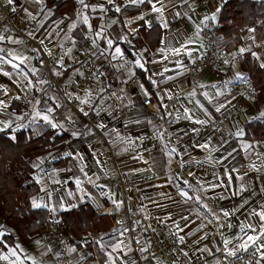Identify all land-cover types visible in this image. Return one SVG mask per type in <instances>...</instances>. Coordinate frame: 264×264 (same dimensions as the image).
<instances>
[{
  "label": "crops",
  "instance_id": "crops-1",
  "mask_svg": "<svg viewBox=\"0 0 264 264\" xmlns=\"http://www.w3.org/2000/svg\"><path fill=\"white\" fill-rule=\"evenodd\" d=\"M66 1L67 6L56 9L48 6L47 0H14L15 14L29 23L26 31L38 42L43 40L39 42L42 53L27 50L18 34L6 36L0 31L4 37L0 49L8 50L7 57L0 54V101L7 104L0 105V132L13 136L23 130L28 140L51 135L47 152L34 159L25 156L34 169L36 184L31 203L35 200L41 205L33 208L45 209L47 220L63 222V214L73 211L74 227L64 222L70 234L100 236L99 246L90 241L74 244L70 249L72 264H141L125 228L116 227L125 220L122 198L110 182L116 166L133 177L159 176L141 187L143 210L148 218L166 222L179 234L191 257L202 256L204 264H230L247 249L256 248L258 255L251 264H264V248L260 247L264 245V221L257 215L264 212V98L244 97L237 87L217 97L191 88L194 80L201 85L228 80L235 85L253 86L244 56L250 54L264 64V30L260 23L243 29L235 46L229 44L236 35L222 36L220 44L226 50L227 61L222 73L201 72L192 79L191 57L205 52V20L200 12L204 10L207 16L219 20L228 0H214L206 8L199 0H62ZM153 4L162 6V12L153 11ZM108 40L113 41L111 47ZM117 47L120 55L115 52ZM241 48L245 49L242 54ZM87 51L93 53L106 73L111 72L106 75L108 87L118 84L131 95L134 107L127 116L121 117L110 108L99 76L85 79L80 73L76 63L88 60ZM41 56L60 71L59 89L49 86L33 116L24 120L21 100L28 96L33 78L50 80ZM125 57L131 58L132 70L125 69ZM137 61L144 67H139ZM237 73L245 79L238 80ZM148 96L165 115H169L168 104L174 99L190 117L181 118L177 113L168 135L144 110L142 102ZM237 102L241 104L239 113L231 116L227 125L233 136L205 128ZM46 108L53 111L46 112ZM38 110L40 116H36ZM91 113L96 115L98 130L86 124L84 116ZM43 115L58 127L52 128L41 119ZM146 136L150 137L142 141ZM60 137L61 142H54ZM246 161L258 171L241 173ZM183 164L189 166L179 169V180L165 177ZM210 197L221 201V211L229 213L226 217L233 221V227L222 226L217 237L204 227L194 238L186 239L188 230L204 225L203 218L186 200L205 201ZM113 201L120 206L117 208ZM111 206L116 214H103ZM0 233L9 264H58L57 244L44 241L43 232L19 237L16 228L0 216ZM248 236L259 239L253 244ZM139 240L142 249L147 250L148 242L142 234ZM118 243L120 249L113 252ZM241 244L247 247L242 249ZM145 264L170 263L154 255Z\"/></svg>",
  "mask_w": 264,
  "mask_h": 264
},
{
  "label": "built area",
  "instance_id": "built-area-1",
  "mask_svg": "<svg viewBox=\"0 0 264 264\" xmlns=\"http://www.w3.org/2000/svg\"><path fill=\"white\" fill-rule=\"evenodd\" d=\"M214 0H199L200 6L206 8ZM200 16L205 20L202 28V36L204 40L205 52L203 54H193L190 61L189 73L192 79L196 78L201 72H208L211 74H220L224 70L226 65V50L221 46L220 41L222 35L220 33L221 24L219 20L213 19L207 16V13L202 10ZM25 20L13 19L8 11V6L5 0H0V31H5V35L9 36L12 33L19 34L23 37L32 39L24 31ZM33 41V40H32ZM33 43L39 47V45L33 41ZM264 49V46H263ZM3 56H8V50L6 48L0 51ZM87 61H77L80 73L85 79L90 78L92 75H97L101 78L102 84L107 85L106 72L98 65L96 57L91 51H87ZM45 66L51 74L49 83L41 85L38 78H33L32 86L29 89L28 96L21 100V109L24 112V120H29L36 111L38 104L44 99L46 90L49 86H59V79L52 75L53 66L50 61L43 56ZM124 67L126 70L133 69V62L131 58H124ZM135 79H139V76H135ZM237 87L240 94L250 99H258V92L253 86L248 84H232L228 80H223L220 83H212L207 85H201L198 81H193L191 88L195 91H205L211 94L213 97H217L220 92L227 91ZM106 95L108 98V104L115 112L121 117L127 116L133 109L134 104L131 99V95L125 94L122 91L120 85H116L114 88H110L107 85ZM39 102V103H37ZM142 106L144 110L151 114V118L158 124L159 129L169 135L170 130L176 122V114L178 113L181 118H189L190 113L181 109L177 100H171L168 104L169 115H165L153 101L152 96L146 97ZM241 104L235 103L228 110L220 115L217 119L212 121L205 128L215 130L217 132H224L227 135L233 136V133L228 129V122L231 116H236L239 113ZM88 127L91 129H97L95 120L96 115L94 113L84 116ZM151 136V135H150ZM150 136L141 138L146 140ZM135 149L136 146H133ZM188 164L181 165L178 169L172 170L165 174L166 178L172 177L174 180H179L180 175L177 173L182 169L187 168ZM241 173L257 172L258 170L251 166L247 161L240 168ZM159 179L156 174H146L138 177L122 172L117 166L114 174L110 177L111 184L119 192L123 202V214L125 220L121 224H117V228L124 227L127 229V234L132 242L134 251L141 264L151 259L154 255H160L167 263L170 264H204L202 256L195 258L191 257L183 246L181 237L179 234L170 229L166 222L150 219L147 217L143 210L141 202V187L151 182H155ZM188 204L196 211L204 220V225L198 224L185 233L186 239H192L197 234L203 231L204 227H207L212 236H219L222 226L226 228L233 227V221L227 218L221 211V201L215 197H210L205 201H198L195 199H187ZM103 214L113 216L116 214V210L113 206L107 207L103 210ZM142 234L148 242V249L143 250L140 243L137 241L139 235ZM42 239L46 242H54L58 247V264H72L70 258V249L76 243L91 242L93 245L99 246V235H91L87 237H75L69 233L67 226L60 219H49L45 224V230L42 234ZM103 252L104 250L101 249ZM258 252L256 248H250L240 254L230 264H251L257 258ZM5 247L0 244V264H9L5 259ZM98 264L101 262L98 261Z\"/></svg>",
  "mask_w": 264,
  "mask_h": 264
},
{
  "label": "trees",
  "instance_id": "trees-1",
  "mask_svg": "<svg viewBox=\"0 0 264 264\" xmlns=\"http://www.w3.org/2000/svg\"><path fill=\"white\" fill-rule=\"evenodd\" d=\"M47 4L62 9L69 2L47 0ZM219 22L223 37L236 35L229 44L231 47L235 46L240 41L239 34L243 29L260 23L264 30V1L228 0L222 7ZM244 61L258 97L264 98V67L250 54L244 56ZM110 73L107 71L106 75ZM50 137L51 135H46L28 140L23 130L14 132L13 136L0 132V216L5 223L16 228L19 237H28L32 233L45 230L48 213L45 209L32 207L31 197L36 192V184L32 178L34 169L25 156L34 159L47 152ZM62 140L60 137L54 142ZM73 216V211L63 214L64 222L70 227H74Z\"/></svg>",
  "mask_w": 264,
  "mask_h": 264
},
{
  "label": "snow or ice",
  "instance_id": "snow-or-ice-1",
  "mask_svg": "<svg viewBox=\"0 0 264 264\" xmlns=\"http://www.w3.org/2000/svg\"><path fill=\"white\" fill-rule=\"evenodd\" d=\"M36 2H39V0H36ZM81 3H83V0H80ZM112 0H109V3H111ZM133 2H135V0H133ZM141 2H143V0H141ZM149 2H151V0H149ZM14 3V0H7V4L8 5H13ZM156 3H160V0H156ZM85 7H88V5H84ZM17 9L15 7L12 8V11L15 12ZM153 11H156V12H162V6L161 7H156L155 4H153ZM24 11H27V9H24ZM116 11H120L119 8L116 9ZM177 15H179V13H177ZM29 16H31V13H29ZM35 17H33L34 19ZM213 19H215V16L212 17ZM84 23H87V17L84 18ZM41 27H43V25H41ZM73 27H75V25H73ZM29 35H32L31 33H29ZM4 37L3 36H0V40H3ZM33 39H37V37L33 36ZM19 42V41H17ZM39 42L42 44L43 43V40H39ZM93 43L95 44V41H93ZM112 43L113 41L112 40H108V45L111 47L112 46ZM0 51H3V49H0ZM178 51V50H177ZM245 51V49L241 48L240 49V53L242 54L243 52ZM115 52L117 53V55H120L121 54V49L119 47H117L115 49ZM227 63V61H225ZM21 63H23V60L21 61ZM137 63L139 64V61H137ZM14 67H16V65H13ZM60 67H63V65L61 64ZM139 67L143 68V64H139ZM261 67H264V64H261ZM33 71V74H35V69L32 70ZM7 74V73H6ZM52 74L54 76H60L61 73L60 71H58L56 68H53L52 69ZM237 79L238 80H244L245 77L243 76L242 73H237ZM40 83H49V81H46V80H43L41 79L39 81ZM29 85H31V81H29ZM147 94V93H146ZM17 99H19V97H17ZM39 103V102H37ZM0 105H3L4 107H7V104L6 102L4 101H0ZM46 112H52L53 109L52 108H46L45 109ZM217 111H219V108H217ZM86 114V113H85ZM36 116H40V111L38 110L36 112ZM41 119H43L45 122H47L52 128H56L58 127V125L56 123H53L52 120L49 119V116L48 115H43L41 117ZM196 123H204L203 121H196ZM14 139V137H13ZM201 147H207V145H202ZM184 195H187L186 193H184ZM114 204H116L115 201H113ZM120 205L119 204H116V207L118 208ZM32 207L34 208H40L41 205L39 203H37L35 200L32 201ZM225 216H228L229 213L228 212H225L224 213ZM257 215L260 217L261 221H264V212H261V213H257ZM249 228H251L252 226L251 225H248ZM125 231H127V229H125ZM0 235H3V233H0ZM247 239L249 241H252L253 244H255L256 240L259 239V237H253V236H248ZM181 240H183V238L181 237ZM122 243V242H121ZM227 243V242H226ZM240 247L242 249H245L247 246L245 244H241ZM260 247L264 248V245H261ZM118 249H120V244H116V246L112 249L113 252L117 251ZM235 253H229V255H234ZM13 255H15V252L13 251ZM6 259V257H4ZM262 258H264V255H262Z\"/></svg>",
  "mask_w": 264,
  "mask_h": 264
},
{
  "label": "rangeland",
  "instance_id": "rangeland-1",
  "mask_svg": "<svg viewBox=\"0 0 264 264\" xmlns=\"http://www.w3.org/2000/svg\"><path fill=\"white\" fill-rule=\"evenodd\" d=\"M6 1V5L8 6V11H9V13H10V15H11V17L13 18V19H22V20H24L23 18H20V16H17L16 14H15V12H13L12 11V5H8L7 4V0H5ZM25 29H24V31L29 35V31H26V25H29V23L28 22H26L25 21ZM2 32H4L5 33V31H2ZM12 34H16V33H12ZM17 36H19L20 38H22L23 40H24V45L23 46H26V49L27 50H32V51H36L37 53H39V52H41V50L39 49V47H40V45H39V42L36 40V39H33V35H30V37L32 38L31 40L29 39V38H27V37H23V36H21V35H17ZM35 41L38 45H39V47H37L34 43H33V41ZM42 53V52H41ZM41 58V60H42V64L45 66V63H44V61H43V56H41L40 57ZM50 64L53 66V68H55V65H53V62L52 61H50ZM46 67V66H45ZM47 69V68H46ZM48 71V70H47ZM53 75V74H52ZM48 76H49V79L51 78V74H50V72H48ZM54 76V75H53ZM97 76V75H96ZM54 77H58V76H54ZM101 84V86L104 88V93L106 94V89H107V85L105 86V85H103L102 83H100ZM54 87H56V88H58L59 86H54ZM59 89V88H58ZM87 122V121H86ZM87 124V123H86ZM88 125V124H87ZM121 206H122V203H121ZM137 241L140 243V240H139V238L137 239Z\"/></svg>",
  "mask_w": 264,
  "mask_h": 264
}]
</instances>
